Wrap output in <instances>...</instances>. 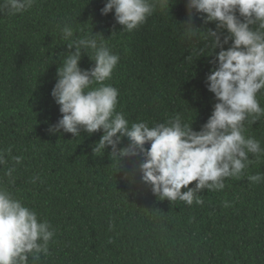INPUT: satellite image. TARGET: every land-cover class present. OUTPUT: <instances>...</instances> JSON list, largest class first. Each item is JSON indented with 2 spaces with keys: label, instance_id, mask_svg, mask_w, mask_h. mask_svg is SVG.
<instances>
[{
  "label": "trees",
  "instance_id": "1",
  "mask_svg": "<svg viewBox=\"0 0 264 264\" xmlns=\"http://www.w3.org/2000/svg\"><path fill=\"white\" fill-rule=\"evenodd\" d=\"M105 2L36 0L23 13L0 12V151L7 160L0 184L55 229L50 254L35 264H264V181L248 180L264 173V156L239 178H226L223 190L200 192L203 205L189 206L152 193L137 170L141 157H126L121 167L110 158L111 146L95 155L102 129L91 135L81 130L78 137L49 132L62 116L51 95L58 68L75 51L62 37L65 24L75 30L73 39L96 35L119 55L105 83L119 90L116 111L129 126L144 121L151 127L179 114L199 131L218 102L206 84L220 51L207 47V31L217 30L216 22L205 23L206 14L194 11L191 23L200 29L189 37L187 0H168L127 32L114 10L101 13ZM89 55H82V69L94 67ZM257 99L264 108V90ZM245 126V135L264 148V117ZM129 143L124 137L118 148ZM13 156L23 161L9 183L5 172ZM225 200L230 207H223Z\"/></svg>",
  "mask_w": 264,
  "mask_h": 264
},
{
  "label": "clouds",
  "instance_id": "2",
  "mask_svg": "<svg viewBox=\"0 0 264 264\" xmlns=\"http://www.w3.org/2000/svg\"><path fill=\"white\" fill-rule=\"evenodd\" d=\"M35 3L36 0H0V12L23 13ZM167 4L168 0H106L101 13L107 15L114 10L123 30L132 32L157 7L163 9ZM187 9L185 34L195 36L200 29L191 23L194 11L206 14L201 17L205 23L217 24V30L207 31V47L212 52L220 49L210 61L217 67L206 77L208 90L218 102L199 131L193 130L192 123L184 122L179 114L151 127L144 121L129 126L124 113L116 111L119 90L105 83L112 78L119 55L96 35L73 39L75 30L65 24L62 37L70 41L68 49L75 51H69L58 68L51 95L62 116L49 127V132L63 130L78 137L81 130L91 135L102 129L103 135L92 147L95 155L111 146L110 158L121 167L124 158L141 157L137 170L154 195L160 200H179L191 206L204 204L200 192L223 190L226 178H239L246 167L264 156L261 142L245 135V121L253 125L264 117V108L257 99L264 90V0H187ZM223 30L228 35H223ZM229 41L231 46L225 50ZM89 50L94 67L82 69V55ZM204 51L201 48L197 54L203 55ZM124 137L130 143L118 148ZM250 153L255 161L249 158ZM12 160L14 165L5 172L9 183L15 182V165L21 164L23 157L13 156ZM5 164L4 151H0V165ZM38 179L33 177L31 182ZM248 180L260 183L264 173L249 175ZM194 181L195 186L188 187ZM184 188L187 191H182ZM230 206L228 201L223 202L224 208ZM54 235L55 229L48 220L38 219L36 211L0 184V264H29V257L35 264L41 254H50L49 243Z\"/></svg>",
  "mask_w": 264,
  "mask_h": 264
}]
</instances>
